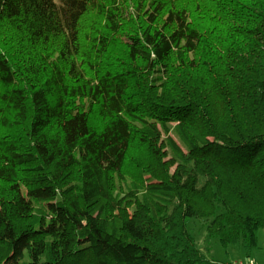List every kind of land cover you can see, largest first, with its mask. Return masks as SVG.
I'll return each instance as SVG.
<instances>
[{
    "label": "trees",
    "instance_id": "16d2710c",
    "mask_svg": "<svg viewBox=\"0 0 264 264\" xmlns=\"http://www.w3.org/2000/svg\"><path fill=\"white\" fill-rule=\"evenodd\" d=\"M189 219L264 229V0H0V264H221Z\"/></svg>",
    "mask_w": 264,
    "mask_h": 264
},
{
    "label": "rangeland",
    "instance_id": "374dc122",
    "mask_svg": "<svg viewBox=\"0 0 264 264\" xmlns=\"http://www.w3.org/2000/svg\"><path fill=\"white\" fill-rule=\"evenodd\" d=\"M193 79V78H192ZM140 151V150H139ZM142 152V151H141ZM138 164L128 163L125 166V174L128 182L133 184L131 181L136 183H140L141 185L144 180L146 174L141 170V168H149L147 172L150 175L153 173H157L154 171L156 168L155 162L152 161V157H148V155H142L137 157ZM167 160H165L166 162ZM138 166V167H137ZM175 166L169 169L170 172H173ZM151 170L153 172H151ZM147 179V177H146ZM75 178L72 179L74 182ZM71 184V181L67 183L66 186ZM111 186L114 192L120 193V196L124 194V187L121 183L116 179H111ZM128 213H130L131 205L128 207ZM188 230L190 234L196 239L197 247L206 255L209 259L215 260L216 262L223 264H235V262L247 263L248 259H252L256 264H264V229L260 228L257 232L258 245L252 249L247 250L244 246H224L218 239H212L208 236L207 233V222L199 221L195 219L187 220ZM77 264H92L91 258L89 255L81 258Z\"/></svg>",
    "mask_w": 264,
    "mask_h": 264
},
{
    "label": "built area",
    "instance_id": "2783aa9c",
    "mask_svg": "<svg viewBox=\"0 0 264 264\" xmlns=\"http://www.w3.org/2000/svg\"><path fill=\"white\" fill-rule=\"evenodd\" d=\"M235 264H244V263H235ZM245 264H256L253 260H248Z\"/></svg>",
    "mask_w": 264,
    "mask_h": 264
},
{
    "label": "crops",
    "instance_id": "0c3cea01",
    "mask_svg": "<svg viewBox=\"0 0 264 264\" xmlns=\"http://www.w3.org/2000/svg\"><path fill=\"white\" fill-rule=\"evenodd\" d=\"M248 260H252V259H248ZM235 263H238V262H235ZM240 263H242V262H240ZM221 264H223V263H221Z\"/></svg>",
    "mask_w": 264,
    "mask_h": 264
}]
</instances>
